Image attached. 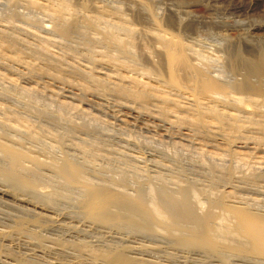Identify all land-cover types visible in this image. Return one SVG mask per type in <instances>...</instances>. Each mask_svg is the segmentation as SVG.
I'll list each match as a JSON object with an SVG mask.
<instances>
[{
  "label": "bare ground",
  "instance_id": "obj_1",
  "mask_svg": "<svg viewBox=\"0 0 264 264\" xmlns=\"http://www.w3.org/2000/svg\"><path fill=\"white\" fill-rule=\"evenodd\" d=\"M2 1V6H5V9L3 10V7L0 11V67L6 68L5 70L10 74L14 72L12 70L13 65H17L27 72L26 79L28 81H32L33 78L37 81L39 80L37 79L38 77L45 76L51 81L60 83L70 89H79L81 98L84 96L83 93H91L98 96L115 95L121 99H126L132 106L137 108L141 115L151 116L149 113L154 112L158 119L168 122V126L171 125L173 128H187V130L190 129L196 135H200V138L205 136L209 139L211 138L210 140H213L212 137L221 136L224 142L223 145L226 146L225 150L222 148L221 151L231 155L232 144L238 140H244V145H247L249 141H247L248 138H239L244 128L241 116L247 112H250V114L264 112V51L252 57L248 68H245L242 79L241 77L240 79L237 78L238 76H226L223 69L221 70L217 65L218 63H223L221 60L224 55H240L243 54L244 50L250 53L254 49L255 45L247 38H244V36L232 38L228 34V31L233 29L237 23L228 22L220 17L228 14H241L250 10L252 6H248V8L237 5L223 7L220 5L225 0H206L205 3L201 4L202 14L192 10L200 6L198 2L191 3V6L187 8L189 11H186V15L184 14L186 16L185 19L179 15L176 16L174 13V17L171 15L173 19L168 22L151 16V21H154L156 25V31L151 35V38L156 41L159 47L153 52L144 50V59L157 71V75L161 78V80H158L165 85V87L156 85L154 87L150 83V85L145 83L144 80L143 82L132 76H126L124 72H121L122 69H127L131 72L133 66L136 65L135 63L132 64V62L139 64L140 58L137 59L136 55L130 50L131 47H135L131 35L132 30L127 27L130 24H128L127 15L119 14V8H114L113 6L112 13H107L106 7L99 6L96 3H89V5L88 0ZM18 6H22L23 10L27 12L38 10L46 14L49 25L46 24L39 28L43 29L41 32H44L47 37L46 35L41 37L37 34L41 37L40 39L39 36L34 35L36 36L34 38H39V40H36L39 41L38 45L36 43V45H33V43L31 45V43L29 44L19 37L21 32L33 35L34 33L30 31L32 29L28 27L35 26L34 24L37 23V20L33 22L34 18L32 20L29 19V22L22 21L25 26L22 23L21 25L23 26L18 25L16 23L18 19H28L25 15L27 12L23 14L21 11L18 12L19 10L16 11ZM80 10L86 11L79 15L80 18H77L76 15L79 14L78 11ZM108 14H112V24L107 19V17H111ZM203 14H207L208 18H204L206 15L203 16ZM107 20L108 22H106ZM85 22H87V25L81 26V24L85 25ZM101 23H103V26H101ZM188 25L192 26L189 32L195 35L201 29L219 30L221 32L218 39L219 42L217 45L215 44L216 46L212 45L208 49L205 47L207 51H203L200 48L197 50L195 48L197 44H187V41L181 36L182 31H188ZM92 26H94V29H92ZM263 27L262 25H255L251 30H248L252 37L256 38L258 34L254 33L263 31ZM80 29L95 32V34H87L88 37H93L85 38L89 40L88 44L112 45V48L118 50L116 53L112 51V57L105 51L92 50V47L91 51H89L91 52V60L94 61L98 57L102 64L111 68H119L120 71L115 72L116 76L112 72L114 78L111 77L112 74L107 75L109 73L101 77L95 74L92 69L82 73L81 68L79 70L72 65L65 64L66 68H63L64 57H59V55L58 58L56 54L52 55L53 53L49 52L48 46L52 44H54L52 46H55V44L61 46L64 43L68 44V41L74 37L76 31H81ZM121 29L126 32V35L123 36L120 33ZM192 33L189 35H192ZM49 36H52V38H49ZM202 48L204 49V45ZM241 49L243 50L242 52L240 51ZM207 54H211L214 58L206 56ZM128 62H131V64ZM213 62H217L216 65ZM220 67L222 68V66ZM156 71L154 72L156 73ZM66 73L78 77L80 81H69L64 76ZM146 74L147 76L150 75L148 71ZM254 77L257 80L252 83L250 79ZM1 80L7 84L0 88L1 99L11 97L16 106L0 103V183H6L10 186L7 189H0V198L7 200V202L10 201L13 205L19 203L18 205L21 206L24 203L26 207L21 208L24 210L23 214L15 217L11 222L13 225L7 227L8 230H0V241L12 243L13 241L9 240L12 233L22 234L24 231L30 234L34 240L41 241V238L45 236L42 237L43 235H38L37 231L30 230L31 226H28V224L31 223L30 225L33 228L43 229L46 226L45 223L61 222L62 220H58V218L61 219L62 215L56 213L57 209H54L53 207L55 206L53 205L56 204L55 199H63L62 201H71L73 206L76 205L79 210L78 214L90 223L118 227L127 230L130 235L134 236H151L152 238L153 236H160L161 239L166 241L169 239L168 244L174 250L179 249L180 251L177 252L180 254H175L170 260L171 262L167 264H264V216L254 211L251 207L235 201L236 197L235 195L233 196L232 190L220 189V184H224L225 187L228 184L230 185L234 176H232L230 171L232 169L229 167L226 168L220 163L211 162L217 160V153H210L206 152V149H200L201 158L206 156L211 158L210 163L207 165L210 175L214 172L217 173L208 187L207 185H200L202 183L200 181V183L192 180V182L190 180L183 181V179L180 180L176 177L175 179L173 177V179L167 180L162 177L163 175L159 174L157 175L158 177L155 176L159 184L153 183L152 180L146 181V188L142 190L140 177L128 178L124 172L117 177H106L104 175L105 168L97 165L96 162L107 160L108 157L100 153V151L104 150L101 149L99 139H95V137L94 140L76 141L78 137L74 135L75 133L78 134V132L80 133L83 130L88 133L90 127L96 125L103 127L104 124L99 121V118L89 115L87 121L75 122L70 111L74 110L79 115L86 114V112L81 107L73 106L69 101V103L62 101L61 94L58 91L49 90L46 86L39 87L37 82H34L36 87H18L16 79L7 78L3 73H0ZM155 81V83L159 84L157 78ZM16 107L21 108L23 113L19 112ZM133 109L136 110L135 108ZM33 117L48 123L51 122L50 124L59 125L62 131L52 130L43 125L44 122L42 124L41 121L37 123L35 119V121L31 120ZM261 127L263 128L264 124ZM72 135L77 138L75 140L77 143L73 142ZM66 137L67 139L68 137L72 138V140H69L76 153L69 154L63 152L64 148L61 149L63 144L66 143ZM42 138H47L56 143L58 147L56 145L55 147L52 145H50L52 147H48L50 149H60L57 152L59 154L40 159L35 155L37 151L34 153L30 147L25 146L28 144H25L27 140L28 142L32 141L36 144L37 142L42 144ZM59 145L62 147H59ZM200 160L202 161V159ZM43 169H46L52 175L46 176L44 172L46 170ZM42 170L43 172H41ZM251 174L254 175L253 173ZM42 180H47L48 187H52L54 190L51 188L53 191H48L45 188H40ZM56 186H58L57 188L61 187V191H56ZM128 186L137 188L129 191ZM20 188L33 191L34 197L32 201L30 199H28L29 201L27 199L23 200L17 195L16 190ZM230 188L233 189L231 185ZM73 191H77V193H73ZM203 196L205 198L202 199ZM30 212L31 215H29ZM67 242L69 241L67 240ZM150 251L152 250L148 246H144L142 243L137 244L136 239L128 237L126 240L112 242V249L103 251L94 249L91 253L98 257L100 256V258L102 257L105 261L103 263L106 264H154L155 262L153 263L149 259L153 257H149L147 253ZM194 251H197V254H194ZM39 253L44 254L45 252ZM154 258H156L155 254ZM26 264L36 263L30 262Z\"/></svg>",
  "mask_w": 264,
  "mask_h": 264
},
{
  "label": "rangeland",
  "instance_id": "obj_2",
  "mask_svg": "<svg viewBox=\"0 0 264 264\" xmlns=\"http://www.w3.org/2000/svg\"><path fill=\"white\" fill-rule=\"evenodd\" d=\"M84 1H87V0H84ZM87 2H88V4L89 3L90 4L96 3V4H99V6L101 5V6L106 7V10H108L107 13H110V12L112 13V8L114 6V8H119V11H118V12H120L119 14L123 13L125 16L127 15V18L129 21L128 24L130 23L127 27L130 30H132L131 35H132V38H133L134 43H135V47L134 46L131 47L130 50H132V53H134L136 55L137 59L140 58L141 60L139 59V61H138L139 64H137V62H132V64L135 63L136 65H134L135 67L133 66V68L131 69L132 70L131 72L127 69L126 70L122 69L121 72L122 73L124 72V75H126V76H129V77L132 76V77L137 78V79L142 80V81L144 80L145 83H148V84L150 83L151 86L155 87V85H156V86L165 87L164 83L162 81H159V80H161V78H159V76L157 75V71L150 65V63L148 64V61L146 59H144L145 57L143 54L144 50H148L150 52H153L159 47V45L156 44V41H154L151 38V35H153L154 32L156 31V27H155L156 25L154 24L155 23L154 21H151L152 20L151 16L157 17L158 20L161 19L163 21L168 22V21H170V19H173V17H174L173 13H174L176 16L179 15V16H181V18L185 19L186 11H189V9H187V8H189L191 6V3L198 2V5H200V6H197L198 8H193L192 10L197 11L198 14H202L203 10L201 9L202 8L201 4H203V2L205 3L206 0H88ZM2 3H3V1L1 0L0 1V4H1L0 5V11L3 7H4L3 10L5 9V6H2ZM228 5H233V6L237 5V6H241L243 8H248V6H250V7L252 6L250 10L244 11L241 14H235V15L228 14L226 16H220L221 18L226 19L228 22L237 23V24H235V26L233 28L234 30L230 29L228 31V34L230 36H232V38H235L238 36H240V37L244 36V38H247V40L251 41V43L255 45L254 49L250 53H247V52H245V50L243 51L241 49L240 51L241 52L243 51V54H240V55H237V54L224 55L222 60H221V62H223V63L220 62L221 64H219V63L217 64L221 70L223 69L226 76H228V77L229 76L230 77H233V76L237 77L238 76L237 78L240 79V77H241V79H242V76L245 73V68H248L249 61L252 60V57L257 56L261 51H264L263 50L264 49V29H263V31L261 30L258 33L253 32L254 34H258L257 35L258 37L256 36V38L252 37V35L249 32V30H251L253 28V26H255V25L256 26L257 25L264 26V24H263L264 23V0H225L223 2V4L220 6L227 7ZM192 6H194V5L192 4ZM177 8H179V9H177ZM23 9L24 8L22 6H20V7L18 6L17 10L16 9L15 10L16 11L19 10L18 12L21 11V13L25 14L27 11L26 10L24 11ZM79 9H81V7H79ZM134 9H136V10H134ZM85 11L86 10L78 11L79 14L76 15V17L80 18L79 15ZM175 11H176V13H175ZM29 13H30V15H29ZM25 15L28 19L27 20L26 19H24V20L18 19L20 24L18 23V20L16 21V19H14L18 25H21V23L23 24V22H25V21L29 22L28 20L29 19L32 20L33 18L34 19L32 21L34 22L37 20L36 21L37 23L34 24L35 26H33L31 28L28 27L29 29H32L30 31L34 33L33 35L26 34V33L23 34L24 32L23 33L21 32V33H19V35L21 34L19 37H21L23 40H25L29 44L31 43V45H32V43H33V45H36V44L38 45L39 41H36V40H39V38L41 39L42 36L45 37V35H46L44 32H41V30H43V29L39 28V27H42L46 24L49 25L48 24L49 20H48L45 13L39 12L38 10H34L32 12L28 11ZM108 15H110L111 17L110 18L107 17V19L110 20L109 23L111 22V24H112V14H108ZM204 15H206V16H204ZM162 16H163V18H162ZM203 16H204V18H206V17L208 18L207 14H203ZM103 20H105V19L103 18ZM108 20L106 22H108ZM38 22H39V24H38ZM85 23H86L85 25L81 24V26H86L87 22H85ZM23 25H21V26H23ZM101 26H103V23H101ZM191 28H192V26L190 27V25H188L187 26L188 31H182L181 36L187 41V44H195V45L197 44L195 46V48L197 50L200 48L203 51L204 50L207 51L206 49H208V47L210 48L212 45H215V44L217 45V43L219 42L218 39L220 38L219 35L221 33L219 30H213V31L211 30L210 31L207 29H201L200 32L195 35L192 32H189V29H191ZM92 29H94V26H92ZM80 30L82 32L76 31V33L74 34V37L71 39L72 41L69 40L68 44L64 43L65 45L63 44L62 46L59 44H55V46H52V45H54V44H52L51 46H48L49 52L51 54L53 53L52 55L56 54L57 57L59 55H60L59 57H62V58L64 57L63 60L65 62H63V65H62L63 68H66L65 67L66 65H70V66L72 65L73 67H75L77 69L81 68L82 73L87 72L88 69H92L95 74H97L101 77H103V75H105L106 73H109L107 75L112 74L111 77L114 78V76H116L115 72L120 71L119 68L118 67L116 68L113 66H112L113 68H111L107 65L102 64L98 57H96V58L94 57L95 58L94 61L91 60L90 59L91 52H89V51H91L90 49L92 47V50L94 49L96 51V49H97V50L105 51V53H107L108 55H110V57H112V51L114 53H116L118 50L115 48H112V45H110V46L104 45L103 46L100 43L99 44L90 43L91 45L88 44L87 42H89V40H86V39L93 38V37L92 36L88 37L87 34L88 33L95 34V32L94 31L88 32L87 30L84 31V29H80ZM120 33L123 36L126 35V32L123 29L120 30ZM191 33H192V35H189ZM37 34H39L41 37ZM34 35L39 36V38L38 39L34 38V37H36ZM95 36H101V35H95ZM46 37H47V35H46ZM86 37H88V38H86ZM49 38H52V36H49ZM73 42H76V43H73ZM74 44H77V45H74ZM79 44H81V45H79ZM82 45H84V46H82ZM199 45L202 47L204 45V49L202 47H200ZM69 47H71L70 49H72V50H70ZM205 47H206V49H205ZM62 48H65V49H62ZM66 50H68V51L66 52ZM65 53H67V54H65ZM206 56L214 58L211 54H207ZM97 58H98V62H97ZM155 60H157V59L155 58ZM73 63H75V64H73ZM128 63L131 64V62H128ZM216 63L217 62H215L214 65H216ZM219 65L222 66V68ZM5 69L6 68L0 67V71H1L0 73H3L7 78L10 77V78L16 79L18 87L19 86H21V87L25 86V88L36 87V83L34 84V82H37V85L39 87H45L46 86V88H48L49 90L51 89L54 91H58L61 94L60 96H61L62 101H65V102L69 101L70 104L72 103L73 106L81 107V109L84 110V112H86V114L79 115L74 110L70 111V114H71V116H73V119L75 120V122L80 123L82 121L83 122L87 121L89 118V115L94 116V117L96 116L97 118H99V121L104 124L103 127H100L98 125H96L94 127H90L88 133H87V131L83 130L80 133L78 132V134H76V133L74 134L75 136L77 135L76 137H78V140H76L77 138L74 135H72V138H73L74 143H77V142H75V140L76 141L87 140V139L88 140H94L95 137H96L95 139L100 140L101 149H103L105 151V152L100 151V153H102L103 155H106L108 157V159L103 160V161L99 160L98 162H96V164L105 168L104 175L106 177H109V176L117 177L118 175H121L123 172L125 173V175L128 178L140 177L142 180V184H141L142 190L146 188V183H147L146 181L152 180L153 183L159 184V182L155 179V176H157L159 174L161 176L163 175L162 177L166 178L167 180L173 179V177L175 179V177H176V178H179L180 180L183 179V181L184 180L185 181L190 180V182H192V181H194V182L196 181L198 183L202 182V183H200V185H202V186L207 185V187H208L210 185V182L217 175V173L214 172L212 175H210V172L207 169V165L211 161L210 156H206L204 158L200 157V152H201L200 149H203V150L206 149L205 150L206 152L208 151L210 153H214V152L217 153L216 154L217 160L211 161L212 163H218V164L220 163L221 165H224L226 168L229 167L230 169H232L230 171H231L232 176H234V177L231 179L232 184L230 183V185H231V187H233V189L230 188L229 184L226 185V187L224 186V184L223 185L220 184V189L225 188L228 191L232 190L231 192L233 193V196L235 195V197H236V198L234 197L235 201L240 202L243 205H247L248 207H251L252 209H254V211H257L258 213H260V215L264 216V127L263 128L261 127V125L264 124V112L260 113V114L258 112L252 113V114H250V112H247L241 116L244 128H243V131L241 132L239 138L244 137V138H248L247 141L248 140L249 141L253 140V141H251V143H249V141H248L247 145H244V140L236 141L231 146V149H232V155H231L230 153L227 154L224 151H221L222 148H223V150H225V148H226V146L223 145L224 142H223L221 136L212 137L214 140L213 141V140H210L211 138L209 139L205 136H201V138H200V135H196L194 132L190 131V129L187 130V128H185V129L180 128L181 130L179 128H177V129H179V130H177L176 127L173 128V127H171V125L168 126L169 125L168 122L164 121L165 122L164 123L163 120L158 119L157 116L154 114V112L149 113L151 116H145V114L141 115V113L138 112L137 108L135 106H132L128 102V100H126V99H121L115 95H104V96L99 95L98 96V95H93L91 93H83V95L85 97L82 95L84 98L83 97L81 98V96H80L81 91L79 89L78 90H76V88L70 89L69 87H66L60 83L51 81L50 79H48L45 76L38 77V78L36 77L37 79H39L37 81H35L36 80L35 78H33V80H34V81L32 80L33 82L30 80L28 81L26 79L27 78V76H26L27 72L24 69L18 67L17 65H13V69H12L14 71L13 74H10ZM83 69H84V71H83ZM147 71L150 73V75H148V76L146 74ZM154 71H156V73ZM112 72H114V76H113ZM230 73H231V75H230ZM64 76L69 81H74V82L80 81L78 79V77L72 76L69 73L64 74ZM155 77L157 78V82H159V84L155 83L156 82ZM26 80L28 81V83ZM250 80L252 83H255L257 79L254 77V78H251ZM6 85L7 84L4 81H2V80L0 81V88L3 86H6ZM78 91H80V92H78ZM78 95H79V97H78ZM0 103L4 104V105H8V106H12V105L16 106V103L14 102V100L11 99V97L10 98L4 97L3 99H1V97H0ZM127 106H130V107H127ZM16 108H18V107H16ZM131 108H132V110H131ZM133 108H135L136 110H134ZM18 109H19L18 110L19 112L23 113L21 108H18ZM154 115H155V117H154ZM250 118H251V120H250ZM31 120H33L37 123L41 121V120H38L34 117L31 118ZM41 122H42V124L44 122L43 125L51 128L52 130H61L59 128V125L50 124L51 122L50 123L45 122V121H41ZM96 127L98 130L96 129ZM170 133H172V134H170ZM83 134L84 135L86 134V135L84 136ZM72 138L68 137V139H67V137H66V139H65L66 143L63 144V147L61 145H59V147H62L61 149L64 148L63 152H66L69 154H74L75 148L71 145L72 143H70V140H72ZM42 139H41V141L43 142L42 144L39 142H37V144L32 142V141L28 142V140H27L25 142V144L28 143L27 144L28 146L27 145H25V146L30 147L34 151V153L37 151V153H35V155L37 157H39L40 159H46L50 156H55L56 154L57 155L59 154L57 152H59L58 150H60V149H58V150L57 149H50L48 147L50 145L55 147L56 143H53L52 141L48 140L47 138H44L43 140ZM67 140H68V142H67ZM205 140L206 141L209 140V141L206 142ZM47 141H48V143H47ZM198 143H200L201 145ZM173 144H175V145H173ZM52 146H50V147H52ZM175 146L177 147L176 149H175ZM40 148L44 149V150H41ZM178 148H179V150H177ZM217 148H218V150H217ZM163 150H165V151H163ZM233 150H235V151H233ZM39 151H40V153H39ZM176 152H177V154H176ZM174 154H176V155H174ZM199 158L202 159V161ZM222 161H224V162H222ZM43 170H46V169H43ZM43 170L41 172H43ZM44 172L46 174L45 173H43V174H45L46 176L52 175L47 170ZM251 173H253L254 175H252ZM7 187H10V186H8V184H6V183H3V184L0 183V189H2V188L7 189ZM57 187L58 186H56V188ZM207 187H205V188H207ZM40 188H42V189L45 188V190H48V191L54 190V188L51 187L53 189L52 190L50 187H48L47 180L41 181ZM136 188L137 187H134V186H128L129 191L135 190ZM57 189H59V190H57ZM57 189H55V190L61 191L60 190L61 187H59ZM19 191H22V192H19ZM28 191H30V192H28ZM32 192H31V190L21 189V188L16 190V193H17V195L20 196V198H23V200L24 199L25 200L30 199V201H32V198L34 197V193L32 194ZM27 193L28 194L30 193V194L28 195ZM73 193H77V191H73ZM24 197H26V198H24ZM203 198H205V196H203L202 199ZM0 200L3 201V202L0 201V205H1L0 206V230L1 229L8 230L7 227H10V225H13L11 222L15 219V217H19V216H21V214H23L24 210H22L21 208L26 207V205L24 203L21 206L18 205L19 203L16 205H13L10 201L7 202V200L1 199V198H0ZM62 200L63 199H57V200L55 199L56 204H54L53 206H55L56 208L52 206L54 209H57L56 213H59V215H62L61 219L58 218V220H62L61 222L45 223L46 226H44L43 229L33 228L32 225H30L31 223L28 224V226H31L30 230L33 229L35 232L37 231L38 235H41V236L43 235L42 237L45 236L44 238H41L42 239L41 241L34 240V238L30 234L26 233L25 231L22 232V234L21 233L20 234L12 233V235L10 236V239H9L10 241H13L12 243L0 241V263L1 264H26V263H30V262L36 263V264H59V263L60 264H106V263H103L104 260L102 257L100 258V256L98 257L97 255H93V253H91L92 250L95 249L98 251H103L106 249H112V242H114V241L119 242V240H126V238H128V237H131L132 239H136L137 244L142 243V245L148 246V248L150 250H152V251H150L152 254L150 252H147V253H148L149 257H153V258H149V259H151L153 263L155 262L154 264H158V263L159 264H167L168 262H171L170 260H172V257H174L175 254L178 253L177 251H180L179 249L174 250L172 248V246L170 244H168L169 239H167V241H166L165 239H161L160 236H153V238L151 236L150 237L147 236L148 238L146 236H141V235H135L134 236V235H130L129 232H127V230H123V229H120L118 227L115 228L112 226H103V225H97V224L90 223L89 221L84 220L80 216V214H78L79 210L77 209L76 205L73 206L71 201H67V200L62 201ZM59 202H61V203H59ZM13 206H15V207H13ZM16 206H18V207H16ZM28 208H30V207H28ZM65 213H66V215H65ZM71 214H73V215H71ZM29 215H31V212L29 213ZM61 223H62V225H61ZM3 225H5V226H3ZM28 229H29V227H28ZM10 231H11V229H10ZM124 237H126V238H124ZM53 239H55V240H53ZM67 240L69 242H67ZM139 241H140V243H139ZM146 242L148 245L146 244ZM159 243H161V244H159ZM163 243L166 247L163 245ZM76 244H78V245H76ZM154 244H157V245H154ZM151 245H153V246H151ZM158 245H160V246H158ZM76 246L77 247L79 246V248L77 249ZM164 249H166V250H164ZM39 252H42V253L45 252L44 253L45 255L40 254ZM154 254H155L156 258H154ZM179 254L180 253H178L177 255H179ZM194 254H197V251H194ZM157 255H159V256H157ZM10 257L11 258L13 257V258L11 259ZM162 259H164V260H162Z\"/></svg>",
  "mask_w": 264,
  "mask_h": 264
}]
</instances>
